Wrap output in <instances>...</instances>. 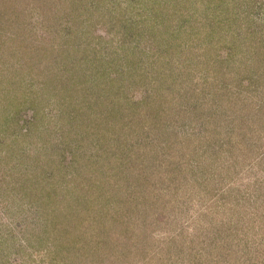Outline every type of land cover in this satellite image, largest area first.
Returning a JSON list of instances; mask_svg holds the SVG:
<instances>
[{
	"label": "rangeland",
	"instance_id": "obj_1",
	"mask_svg": "<svg viewBox=\"0 0 264 264\" xmlns=\"http://www.w3.org/2000/svg\"><path fill=\"white\" fill-rule=\"evenodd\" d=\"M0 264H264V0H0Z\"/></svg>",
	"mask_w": 264,
	"mask_h": 264
}]
</instances>
